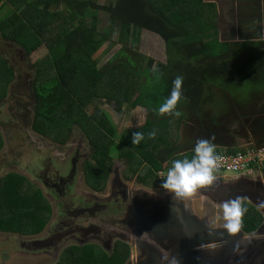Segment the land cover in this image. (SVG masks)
Returning a JSON list of instances; mask_svg holds the SVG:
<instances>
[{"label":"trees","instance_id":"16d2710c","mask_svg":"<svg viewBox=\"0 0 264 264\" xmlns=\"http://www.w3.org/2000/svg\"><path fill=\"white\" fill-rule=\"evenodd\" d=\"M258 1L261 0L253 3ZM261 2L264 5V0ZM59 6L64 10H59ZM4 9L10 13L3 14ZM98 11L103 12L108 20V28L102 34L96 27ZM260 14L253 17L236 13L225 24L231 42L214 46L216 32L210 25L216 19L214 5L203 4L201 0H114L112 5L102 7L93 0H0V17H4L0 18V41L18 47L29 58L41 48L46 50L45 58L30 66L34 78L25 85L28 99H32L29 105L33 109L31 128L44 139L61 146L67 144L73 129L80 131L92 149L94 162L86 167L85 182L95 190L102 189L105 184L114 136L106 115L97 105L101 102L113 105L116 113H120L124 106L143 109L144 125L124 131L117 149L119 158L126 160L128 179L135 176L139 185L154 190L161 188V183L155 180L153 172L168 170L174 159H191L197 140L214 137L212 143L215 146L229 147L226 138L232 127L228 119L214 113L208 117V129L201 125V128H195L196 138L176 145L175 129L169 124L180 122L182 117L159 116L155 110L167 98L177 75L184 78L182 93L185 98L210 101L211 92L221 84V77L227 78V85L218 88L223 92L245 86L263 87L264 39L261 37L264 36V10ZM115 26L118 27V44L129 47V51L136 52L140 32L146 31L163 40L168 55H171L170 64L186 59L191 65L173 71V77L162 78L156 72L145 84L140 81L141 75L125 62H120L118 57L98 68L100 59L96 53L108 41ZM232 37L240 41H232ZM252 41L255 43H249ZM233 42L246 43L257 52L252 54L250 48L241 45L231 51ZM169 43L179 45V49L171 48ZM231 52L234 54L229 55ZM211 56L229 66L221 65L215 70L200 65L196 69L191 63L197 57L209 59ZM139 59L144 60L140 56ZM15 76L13 69L0 57V105L13 94H16L13 102L20 105L16 91L10 94V89L17 83ZM89 108H93L91 114L87 112ZM153 129L156 137L148 139L147 133ZM137 131L143 132L145 139L133 146L132 133ZM228 150L233 153L236 148ZM158 153L168 159L163 167L164 160L155 159L156 156L152 158ZM143 163L146 166L141 169ZM242 205L248 211L242 218L240 229L250 233L258 227L261 219L250 206ZM47 220L46 205L22 177L9 174L0 178L1 233L36 235ZM73 252V256L66 254L61 264L66 261V264H124L126 258V252H116L107 258L94 247L73 249Z\"/></svg>","mask_w":264,"mask_h":264},{"label":"rangeland","instance_id":"374dc122","mask_svg":"<svg viewBox=\"0 0 264 264\" xmlns=\"http://www.w3.org/2000/svg\"><path fill=\"white\" fill-rule=\"evenodd\" d=\"M94 3L99 6H109L114 3V0H93ZM208 3H215V5H219V2L217 0H205ZM249 0H242V5L246 4ZM254 0H250L252 3ZM262 1V0H261ZM261 1L255 2L258 3V9L262 11L264 9V5ZM253 3V4H255ZM59 10H64L63 6H59ZM3 14L10 13L9 11H6V9L2 10ZM260 15V12H258ZM257 13V14H258ZM98 21L96 23V27L98 32L101 34L104 32V29L108 28V20L106 15L103 12H97ZM3 18L4 17H0ZM87 23H90V20L87 21ZM225 23H228L226 20L216 19L211 25V30H215L216 32V41L217 43H214L213 45L221 44V43H228L230 35L228 32V28L225 27ZM76 24V22H75ZM254 24V23H253ZM255 25V24H254ZM109 39L106 41L100 50L96 53V57L100 59V63L98 64V68H101L102 66H105L109 61H111L114 57H118L121 59L120 62H125L126 64L131 67L134 72L139 73L141 75V83L145 84L149 81V78L152 74L156 73L154 71L155 69H158L159 74H161L162 78H168L173 77L174 73L173 71H178L181 67H188L191 65H188L189 61L187 62L186 59H183L182 62H170L171 61V55L167 53V50L165 48V43L161 38H159L156 34L149 33L146 31H141L138 44L136 45V52H131L128 49L129 47H123L122 45L118 44V27H113L112 34H109ZM237 41L239 39H235ZM240 41V40H239ZM128 43V42H127ZM241 42H233L230 45V50L235 51L239 48V45L242 47H248L250 48V45H247L246 43ZM249 43H255L254 41ZM171 48L173 49H179V45L169 43ZM213 46V47H214ZM228 46V45H227ZM212 48V47H210ZM208 48V49H210ZM257 51L250 48V53L255 54ZM214 53L216 54V51L214 49ZM212 53H210L211 55ZM234 54L233 52L229 53ZM46 56V50L44 48L39 49L36 53L29 57H25L21 49H19L16 46H10L7 44H4L2 41H0V57L4 59L10 68L13 69L15 73V87L13 89H10V94H13L14 91H16L18 95V99L20 101V105H17L13 100L15 99V95H11L7 97V99L3 102V104L0 105V120L3 122L5 121L4 115L8 113V115H13L16 119L21 116L23 113V107H27L31 104L32 99H28V95L26 94L25 90L26 83L28 80H32L34 78V70L31 69V65H33L35 62L40 61L44 59ZM140 57H143L144 60L140 61ZM195 60H192V65L196 69L200 68V65L202 66H211V68L220 67L221 65H227V63H224L223 60L216 59L218 57H212L209 59L197 57ZM227 59V57L225 58ZM228 60V59H227ZM226 62V60H225ZM185 67V68H186ZM217 68H215L216 70ZM227 80L226 77H221L219 79L220 83L219 87H217V90H213L211 92V100H205V99H199L194 97H187L182 99L179 103L178 110L181 112V121L175 122L172 121L169 125L174 130V138L176 145H183L184 143H187V141H192L194 139V132L195 128H201V125L204 126L205 130L208 129V117L213 116L216 114L218 117L226 118L229 120L230 126L232 127L230 129V136H228L227 144H229V147H220L216 146V151H229V148H236L237 151L245 150L248 147H255V148H262L264 149V143H261V138H264V86L263 87H253L250 88L249 86L242 87V89L239 90H232V91H226L223 92L222 90L219 91L221 86L227 85L225 82ZM219 88V89H218ZM172 88L169 90V93L167 97L170 95ZM222 91V92H221ZM9 95V93H8ZM105 103V102H104ZM214 104V105H213ZM216 104V105H215ZM200 105V106H199ZM21 106V108H18ZM99 109L106 115L110 125L112 126V129L114 131V136L112 137V149L110 153V167L107 173V178L105 181V185L107 184L109 187H114L115 191L116 188V180L120 179L122 174L127 173L128 167L125 159L119 158L118 153V141L120 139V136L122 133L126 130H134L142 127L145 123V112L141 108H133L130 109L127 106H124L121 108L120 113H116L113 105L103 104L101 102L98 104ZM200 107V109H199ZM8 109V112L7 110ZM93 111V108L87 109L88 114H91ZM28 116L25 119L24 117V124L23 122L20 123L19 119L17 121L10 122L13 139H16V135L14 134V129L19 126V130H25L26 133H29L31 139L34 141V143H38L40 140L42 141L43 138H39L35 133L31 130V125L33 122V109L30 106L27 110ZM10 113V114H9ZM215 113V114H214ZM220 115V116H219ZM12 120V119H11ZM5 122L4 124H6ZM0 125H2V122L0 121ZM2 132L3 129L1 128ZM24 132V131H23ZM202 136V134H200ZM26 136V135H25ZM76 137V138H74ZM196 138V137H195ZM80 140L85 139V137L82 135L80 131L77 129H73L70 140ZM7 140V138H6ZM39 140V141H38ZM86 140V139H85ZM85 140V144L87 143ZM67 142V144L69 143ZM45 142H49L48 140H45ZM20 143V142H19ZM49 144V143H47ZM9 145V144H8ZM66 145V144H65ZM14 146L16 144L14 143ZM64 146V145H63ZM61 147V146H60ZM88 147V144H87ZM86 147V149H87ZM12 151L15 155V158L21 165V167H24L32 162V160L40 159L37 154L40 150L36 147H32V149H24L25 147L19 149L17 147H12ZM42 150V149H41ZM43 151V150H42ZM84 152L86 150L84 149ZM161 153V152H160ZM160 153L154 155L152 158L158 159L159 157L161 160H164L162 163L166 164L168 162V159L166 157H162ZM2 159H0L1 161ZM94 164V162L91 159V162L88 166H91ZM146 165L143 163L141 166V169L144 168ZM264 166V163H263ZM259 169V166L257 167ZM150 170V169H149ZM155 172H153L154 175ZM6 173L0 172V177L5 175ZM115 174V175H114ZM228 176V175H227ZM118 177V178H116ZM112 178V181L109 182V179ZM131 178H135L131 177ZM131 185V184H130ZM113 189V190H114ZM200 213V211H198ZM212 222V223H211ZM211 224L213 225H221L224 224L225 221L223 219V210L215 211L213 216L211 217ZM1 240V239H0ZM13 240L12 238H9L10 245L13 246ZM4 248V247H3ZM9 249H11V246H9ZM6 250L4 249L3 252H0V264H21L20 256L13 250ZM131 249V254H133V257H135L136 251L134 248ZM133 249V250H132ZM108 251H106V256L108 255ZM228 257H224L222 259V264L225 262V264H242L240 260L235 259L237 256L233 254V252H230L227 254ZM217 257V256H216ZM59 258V257H58ZM50 261L46 260L45 258H42L40 261V264H56L58 261ZM62 260V259H60ZM59 260V261H60ZM252 264H259V261L254 259Z\"/></svg>","mask_w":264,"mask_h":264},{"label":"flooded vegetation","instance_id":"af4514ba","mask_svg":"<svg viewBox=\"0 0 264 264\" xmlns=\"http://www.w3.org/2000/svg\"><path fill=\"white\" fill-rule=\"evenodd\" d=\"M28 109L29 106L23 109L22 118L19 116L16 119L7 113L4 115L5 121L0 120L2 122L0 172L6 173L0 178L9 174L22 177L28 187L37 191L46 205L48 220L36 235L0 232V252L4 249L8 250L11 246L9 250L15 251L20 256L19 262L24 261L21 264H40L42 258L55 261L58 257L56 264H61L60 259L66 257V254L74 255L73 249L94 247L105 256L108 251L107 258L112 257L116 252L119 254L126 252L124 264H129L133 257L131 249L119 241L121 225L124 222L123 216L129 210V200L124 190L116 187L115 191L114 187H109L107 184H104L102 189L95 190L86 184L85 170L91 162L92 149L85 139L70 140L68 144L61 146L50 141L45 142L46 139L31 128L40 139L43 138L42 141L38 140V143H34L29 133L19 130V126L14 129L16 139H13L9 123L13 120L18 122L19 119V122L24 124L23 120L28 116ZM6 110L8 112V109ZM5 122L7 123L4 124ZM83 140L87 143L85 144ZM262 142L264 143V138H261ZM35 145L40 150L37 153L40 159H34L28 165L21 167L11 146L32 149ZM247 176L263 179L264 166L253 170ZM120 181L129 187L139 186L136 179H128L126 173L122 174ZM253 210L261 219L259 227L264 223V218L255 209ZM9 238L15 240L13 246L10 245Z\"/></svg>","mask_w":264,"mask_h":264},{"label":"water","instance_id":"95a60500","mask_svg":"<svg viewBox=\"0 0 264 264\" xmlns=\"http://www.w3.org/2000/svg\"><path fill=\"white\" fill-rule=\"evenodd\" d=\"M116 187L129 200L119 234V241L136 251L129 264H170L172 258L176 264H222L230 252L242 264H252L254 259L264 264V223L251 234L241 229L230 234L225 223L211 224L223 202L236 197L264 218V180L250 176L215 179L186 200H174L165 190L129 187L120 179ZM165 254L169 261L162 260Z\"/></svg>","mask_w":264,"mask_h":264},{"label":"clouds","instance_id":"9594fccd","mask_svg":"<svg viewBox=\"0 0 264 264\" xmlns=\"http://www.w3.org/2000/svg\"><path fill=\"white\" fill-rule=\"evenodd\" d=\"M261 38L264 39V36ZM154 71L158 72V69H155L154 67ZM183 81L184 78L182 75L176 76L173 80L170 95L158 107V109L155 110L157 115H167L177 118L181 116L178 106L180 101L184 99L182 93ZM155 137V129L147 133L148 139H155ZM144 139L145 134L143 132H133L131 143L133 146L139 145ZM212 140H214V137L197 140L193 150L194 154L191 159H174L172 160L171 166L169 167L166 175L161 174L164 176L161 188L154 190L145 189L152 191L165 190L167 193L172 195L174 200H186L192 197L198 189H203L205 186L212 185L216 179L215 173L218 171L217 162L220 159L215 152L216 146L212 143ZM256 169L258 168L256 167ZM242 199L243 198L241 197H236L234 199L224 201L222 204L223 219L225 221L224 228L230 234H234L240 230L242 218L248 211V209L242 205L246 204L241 202ZM162 260L169 261V256L167 254L163 255ZM170 264H176V259L172 258Z\"/></svg>","mask_w":264,"mask_h":264},{"label":"built area","instance_id":"2783aa9c","mask_svg":"<svg viewBox=\"0 0 264 264\" xmlns=\"http://www.w3.org/2000/svg\"><path fill=\"white\" fill-rule=\"evenodd\" d=\"M220 157L218 160V171L215 173L217 178H236L240 176H247L256 167H261L264 163V149L248 147L245 150L235 151H217ZM168 170H159L154 173V178L157 182L162 183L163 175ZM228 175V176H227Z\"/></svg>","mask_w":264,"mask_h":264},{"label":"crops","instance_id":"0c3cea01","mask_svg":"<svg viewBox=\"0 0 264 264\" xmlns=\"http://www.w3.org/2000/svg\"><path fill=\"white\" fill-rule=\"evenodd\" d=\"M201 1L203 4L204 3L209 4L205 0H201ZM217 1L219 2V5H215V3H212L214 5L215 18L221 19L223 21L224 20L230 21V19H233V16H236V13L238 12L244 14L243 16L250 15L253 17H255V15H257V13L260 12L258 8L256 9V3L253 4V2L252 3L250 2V0L246 1L247 5L246 4L242 5V0H217ZM263 10L264 9H262V11ZM262 167L263 165H261V168ZM262 180H264V177Z\"/></svg>","mask_w":264,"mask_h":264}]
</instances>
